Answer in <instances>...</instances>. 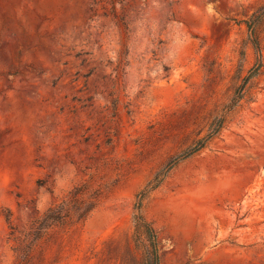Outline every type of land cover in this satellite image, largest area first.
<instances>
[{
  "label": "rangeland",
  "instance_id": "374dc122",
  "mask_svg": "<svg viewBox=\"0 0 264 264\" xmlns=\"http://www.w3.org/2000/svg\"><path fill=\"white\" fill-rule=\"evenodd\" d=\"M157 176L160 264H264V0H0V264H142Z\"/></svg>",
  "mask_w": 264,
  "mask_h": 264
},
{
  "label": "trees",
  "instance_id": "16d2710c",
  "mask_svg": "<svg viewBox=\"0 0 264 264\" xmlns=\"http://www.w3.org/2000/svg\"><path fill=\"white\" fill-rule=\"evenodd\" d=\"M247 28L249 29L250 32L249 34L250 43L255 49H257L258 43L253 35L252 23H247ZM259 67L260 65L258 64L257 67L251 69V72H249V74L242 79L241 84L236 88L234 92L230 104L226 106L225 112L230 111L243 98L244 90L247 82L251 78L257 75ZM222 122H223V114L215 118V120L211 123L209 133L205 138L197 140L191 147L183 151L168 164V169L166 170V172L174 165H176L178 162L200 151L204 147L206 141L218 132V130L222 125ZM164 175L165 173L162 174V177ZM161 181L162 178H159V176H157L155 177V179H153V181L149 182L147 186L136 196V202L134 204V209L136 211V213L133 215V224H134L135 232L138 235H143L147 241V250L142 264H160V254H159L160 248H159L157 234L154 228L151 226V224L147 222L142 216L141 207H142V201L146 197V195L150 191L157 188L158 185L161 183ZM84 190H85L84 185L75 186L71 191L68 192L67 203L65 201H62L59 204H55L47 208V210L41 215L37 213V216H35L32 220V225L34 230L39 229L40 228L39 226H42V228L66 227V226L68 227L73 223L84 221L89 211L94 206V203H92V199L95 198L94 193H92L87 196V200L84 199L83 197V195L85 194ZM68 204H70V207H72L74 210V214H75L74 221H72L70 217V213L66 209Z\"/></svg>",
  "mask_w": 264,
  "mask_h": 264
}]
</instances>
